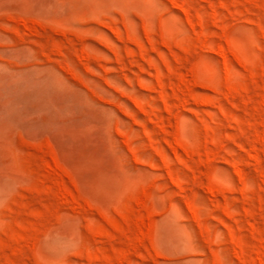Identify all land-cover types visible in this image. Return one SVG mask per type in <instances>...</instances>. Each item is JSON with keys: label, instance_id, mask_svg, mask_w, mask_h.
<instances>
[{"label": "rangeland", "instance_id": "obj_1", "mask_svg": "<svg viewBox=\"0 0 264 264\" xmlns=\"http://www.w3.org/2000/svg\"><path fill=\"white\" fill-rule=\"evenodd\" d=\"M0 264H264V0H0Z\"/></svg>", "mask_w": 264, "mask_h": 264}]
</instances>
